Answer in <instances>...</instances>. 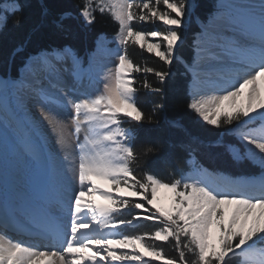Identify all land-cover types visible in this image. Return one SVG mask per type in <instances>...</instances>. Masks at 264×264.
<instances>
[{"label": "snow or ice", "instance_id": "1", "mask_svg": "<svg viewBox=\"0 0 264 264\" xmlns=\"http://www.w3.org/2000/svg\"><path fill=\"white\" fill-rule=\"evenodd\" d=\"M198 7L197 0H82L77 18L83 25L94 24L97 13L110 14L118 24L114 49L98 37L85 67L69 43L42 48L23 61L19 84L0 78V102L10 88L29 93L63 154L54 196H30L22 210L32 221L30 231L20 217L9 227L0 191V264H229L236 256L240 264H264V178L209 171L198 158L203 147L219 146L235 163L248 160L264 168V0H220L207 23L196 17L201 29L194 42L197 60L189 68L193 92L188 108L199 121L235 134L241 146L221 140L205 145L173 122L186 137L180 146L191 169L166 180L145 167L144 157L160 149L153 145L141 151L135 144L139 133L132 125L159 124L166 83L184 43L182 29ZM24 8L23 0H0V31L11 17L18 26ZM69 18L70 11L60 14L57 28L66 30ZM157 21L163 30L136 26ZM205 41L210 47H201ZM132 46L167 67L134 61L128 51ZM100 51L116 58L104 73L102 91L91 87ZM205 60L216 62L219 73L210 88L202 87L200 78ZM141 88L159 97L151 111L138 104ZM62 111L71 113L75 155L58 115ZM44 158L55 161L58 156L52 151ZM162 190L170 194L166 205ZM141 220L156 226L142 233L125 231ZM165 244L178 256L170 255Z\"/></svg>", "mask_w": 264, "mask_h": 264}, {"label": "trees", "instance_id": "2", "mask_svg": "<svg viewBox=\"0 0 264 264\" xmlns=\"http://www.w3.org/2000/svg\"><path fill=\"white\" fill-rule=\"evenodd\" d=\"M25 4L22 18L19 25H15L13 20L16 17L9 18L7 27L0 31V77H16L23 61L30 54H35L42 48L53 47L62 43L71 44L78 55L84 59V66L87 64L88 57L95 50V41L100 35L111 38L118 31V24L113 21L110 14L100 15L97 13L96 22L90 26H85L77 18V5L82 0H23ZM217 0H197L199 7L193 15L190 22L186 23L182 29L184 43L177 52V62L171 68L172 75L166 83L167 98L165 100L164 111L160 114L159 124L132 125L138 128V137L135 144L141 151L148 146H156L160 149L156 154L145 156L147 161L145 167L156 175L171 179L173 176H180L191 169V164L186 160V151L182 148L181 141L185 140V135L172 127L173 122H178L188 129L192 134L198 136L205 145L209 142L221 140L226 143L228 138L225 135L224 128H216L200 123L195 119L194 113L189 110L187 83L188 72L185 64L193 60V39L200 31V22H206L209 15L214 11ZM48 9L47 15L44 9ZM65 11L73 13V18L64 21L65 29L57 28L56 21L60 14ZM200 18V22L196 17ZM137 28L144 30L160 29L162 24L157 21L155 24L138 23ZM69 31L71 35H69ZM24 45L22 52L15 50ZM129 54L134 61L144 65L156 68L167 67L154 55L142 51L138 47L129 48ZM143 79L142 74H137ZM150 81H155V77L148 75ZM139 106L145 111H151L153 105L159 100V97L145 89L139 91L137 95ZM225 136V137H224ZM199 161L210 168L223 170L228 173L249 172L254 166L245 160L242 163H235L225 152L223 147H203L199 153ZM172 173V176L169 175ZM137 211V210H136ZM142 212V211H138ZM156 225L149 221H139L135 227L125 229L128 233H142L151 230ZM161 243V242H157ZM170 255L178 256L176 250L170 245H163ZM145 259H151L146 256ZM238 257H233L229 264H238ZM152 264H163V261H153Z\"/></svg>", "mask_w": 264, "mask_h": 264}, {"label": "bare ground", "instance_id": "3", "mask_svg": "<svg viewBox=\"0 0 264 264\" xmlns=\"http://www.w3.org/2000/svg\"><path fill=\"white\" fill-rule=\"evenodd\" d=\"M219 3L220 0L217 4V7ZM201 47L208 48L210 47V45L208 44L207 41H205L204 43L201 44ZM195 60H197V56L196 59H193V61ZM105 61L110 62L111 60L110 61L105 60ZM215 64L216 62L214 61L205 60L202 64L201 69H199L201 77L203 78L202 87L210 88L211 83L219 79V73L215 71ZM21 73H22V68H21ZM21 73H20V78L15 80L17 84H19L20 80L22 79ZM3 98L5 100L7 99L5 102L8 108L10 109L11 114L7 115V117H4L0 113V126L1 125L3 126L4 124L6 126V129H4L3 131H5L7 135L12 136L11 138L12 140L14 137L13 140L14 142H12L10 139L7 140L9 144V148L6 152V155L12 156L13 159L14 158L16 159V160L14 159L15 167L10 166L11 163L9 162L10 163L9 168L10 167L14 168L12 174L7 173V171L5 172L3 171L4 172V176H3L0 173V185H2V187H0V191L3 192V210L6 219H8L9 221V227L11 228L12 226L11 221L16 217H20V219H27V220L29 219V217L23 214L22 210L24 209L27 200L29 198L27 196V192L32 191L29 194H35L33 190L35 189L36 185L39 184V188L41 187L43 188L42 190L39 189V191L42 194L44 193V195H47L49 198H52L54 196L53 188L59 177V172L61 169L60 161L63 160V154L60 153L58 146L54 145L55 138L52 135L51 130L48 128L46 121L43 120L41 114H36V115L29 114L30 111L33 112L31 110V106L34 104L38 105L37 101L33 99L29 93L24 91L18 92L16 88H10L5 91ZM58 115L60 119L64 118L63 112H59ZM37 121H39V123H37ZM1 122H3V124H1ZM40 123H42L46 127V129L45 128L43 129L40 126ZM69 126L68 129L69 132H71L70 135L71 137L66 135L65 131L64 133L69 138V142L71 144L70 151L73 153V155H75V151H76L75 137L72 135L73 127L72 126L69 127ZM45 130H47L48 133H50V137H51L50 139L47 138V136L45 135L46 134ZM227 138L228 140H225L224 138V141H226V143L237 145L238 147L241 146L237 138L236 139L235 138L233 139L232 137H227ZM80 139H83V133H81ZM1 150H2L1 152H5L4 148L3 149L1 148ZM52 151L56 152L58 159L55 161L45 159L44 154ZM2 157L3 156L1 155L0 158ZM255 164H256L255 170L259 171L258 175H253L251 173H245V172L232 174L225 172L223 170L213 169V168H208V170L223 172L228 175L242 177V178H249L256 180L264 178V168H262L258 163ZM6 208L8 211L6 210ZM22 227L27 232L31 230L32 226H27L26 224H23ZM9 233L14 234L16 232L10 231ZM23 238L26 237L23 236Z\"/></svg>", "mask_w": 264, "mask_h": 264}, {"label": "rangeland", "instance_id": "4", "mask_svg": "<svg viewBox=\"0 0 264 264\" xmlns=\"http://www.w3.org/2000/svg\"><path fill=\"white\" fill-rule=\"evenodd\" d=\"M218 2H219V0H217V2H216V4H215V9H214V11L216 10V8H217V4H218ZM213 11V12H214ZM161 23V22H160ZM162 24V23H161ZM162 26H163V28L165 27L163 24H162ZM100 36H103L106 40H108V41H110V43L107 45V47L108 48H110V49H114L115 47H116V43H115V41H114V36H112L111 38H107V37H105L104 35H100ZM99 36V37H100ZM97 40V39H96ZM196 41V37H194V39H193V46H194V42ZM96 41H95V50H94V52H96ZM194 57H193V59H196V48H195V46H194ZM93 52V53H94ZM92 55V54H91ZM112 57V58H111ZM108 56V55H106L103 51H100V52H98V53H96V56H95V63H94V65H93V76H94V83L91 85V87L93 88V89H96V90H100V91H102L103 90V85H104V73L108 70V69H110V68H113L114 67V65H115V63H116V58L114 57V56ZM105 60H111L110 62H106ZM115 62V63H114ZM85 67H88V60H87V64L85 65ZM191 67V65H189L188 67H187V72H189V75H190V70H189V68ZM85 83L87 84V80L85 81ZM187 95H188V100H189V103H190V101H191V98H190V95L188 94V84H187ZM7 100V99H6ZM34 106V107H33ZM33 107V108H32ZM31 110L34 112H29V114H31V115H36V114H41L40 113V107H39V104L38 105H36V104H34V105H32L31 106ZM63 112V111H62ZM63 114H64V118H61L64 122H66L65 123V126H64V131L66 132V135H68V136H70L71 135V132H69V129H68V126L70 125V126H72V124H71V121H70V119L68 118V117H70V115H71V113L70 112H63ZM195 115V119L197 120V121H199L198 120V118H197V116H196V114H194ZM67 117V118H66ZM66 118V119H65ZM36 122V121H35ZM200 123H204V122H202V121H199ZM45 123V122H44ZM1 124H3V122H1ZM40 126L44 129H46V127L42 124V123H40ZM69 126V127H70ZM0 157H1V155L4 157V159L6 160H4L3 159V157L2 158H0V173L4 176V172L5 171H7V173H13V170H14V168L13 167H15V160L13 159V157L12 156H7L6 155V152H7V150H8V148H9V144H8V142H7V140H11L12 142H14L13 140H14V137H13V140L11 139L12 138V136H9V135H7L6 134V132L5 131H3L4 129H6V126L3 124V126L1 125L0 126ZM67 129V130H66ZM45 132H46V136H47V138H51L50 137V133H48V131L47 130H45ZM225 132V135H226V137H232L233 139L235 138L236 139V135L235 134H233V133H231V132H227L226 130L224 131ZM48 134H49V136H48ZM71 137V136H70ZM225 137V136H224ZM4 141H3V140ZM1 141H3V142H1ZM225 144H230V143H225ZM1 148L3 149L4 148V150H5V152H1L2 150H1ZM3 153H4V155H3ZM228 153V152H227ZM9 158V159H8ZM8 159V160H7ZM5 162H4V161ZM8 161V162H7ZM11 164H10V163ZM14 162V163H13ZM6 163V164H5ZM7 163H8V166H7ZM9 164H10V166H13V167H10L9 168ZM5 169H7V170H5ZM4 171V172H3ZM9 171V172H8ZM39 189H43L42 187L41 188H39V184L38 185H36V187H35V189L33 190V192L35 193V194H29L30 192H32V191H28L27 192V196L28 197H30V196H33V195H38V194H42L40 191H39ZM44 194V193H43ZM168 195H170L169 193H167L166 191H164V190H162L161 191V193H160V196H161V203H163V204H167L168 203V200H167V196ZM137 211H142V210H137ZM125 251H130V250H125ZM141 251H143L142 249H141ZM237 257V256H236ZM238 258H239V262H238V264H240V257L238 256Z\"/></svg>", "mask_w": 264, "mask_h": 264}]
</instances>
